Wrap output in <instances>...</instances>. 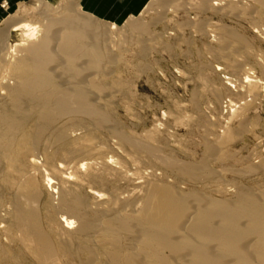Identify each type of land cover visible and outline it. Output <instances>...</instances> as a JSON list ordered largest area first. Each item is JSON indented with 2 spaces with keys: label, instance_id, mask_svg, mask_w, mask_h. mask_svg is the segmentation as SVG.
Masks as SVG:
<instances>
[{
  "label": "bare ground",
  "instance_id": "6f19581e",
  "mask_svg": "<svg viewBox=\"0 0 264 264\" xmlns=\"http://www.w3.org/2000/svg\"><path fill=\"white\" fill-rule=\"evenodd\" d=\"M38 1L40 11L36 13L42 19V30L17 18L6 21L0 31V239L16 246L15 250L10 248L12 252L0 246V264H22L24 257L35 264H264V186L256 185L260 189L255 191L257 188L239 186L237 180L225 186L223 172L211 173L204 165L195 169L176 167L173 159L164 161L159 156L164 166L160 165L167 170L174 167L181 178L168 182L164 174L167 170L159 175L156 168L146 185L133 179L130 184L137 186L123 194L111 181L121 176L111 167L115 163L107 162L105 168L97 169L104 152L101 143L95 144L97 132H104L113 122L108 109L111 104L104 100L103 79L109 75L107 65L117 64L111 44L116 25L104 27L83 11L81 0H66L65 4L60 0L63 5L59 13V0ZM177 1L154 0L145 10L158 6L166 11ZM203 1L212 11L228 17L246 18L252 11L238 0ZM255 1L264 13V0ZM260 10L258 13H262ZM258 22L253 21L255 29L261 28ZM142 23L130 20L128 25L138 41L149 31ZM221 31L223 52L229 47V38L240 43L243 51L248 49V42L237 32L228 28ZM14 33H20L24 42L13 48L17 54L10 57L8 39ZM261 65L263 69L264 62ZM244 73L246 92L257 96L264 93V84L250 79L246 70ZM212 89L218 100L221 91ZM241 108L235 113L244 120L246 107ZM244 125L237 135L236 130L235 134L230 130L224 142L242 135L248 129ZM114 130L109 133L114 134ZM79 132L81 136H77ZM139 144L131 147L139 151L143 147ZM215 147L206 146L210 154L216 153ZM50 149H55V154H49ZM41 150L48 163L60 156L64 164L59 165L63 178L55 183L48 176L45 184L58 196V202H48L43 208L39 207L42 194L35 175L25 169L28 158L33 166L39 165ZM145 150L153 156L150 159L158 158V150ZM262 171L264 159L244 170H234L239 178L258 176ZM161 175L168 183L165 177L161 180ZM182 180L192 187L184 191ZM209 183L220 185L218 190L215 187L219 199L197 190L209 187ZM8 192H13L10 199Z\"/></svg>",
  "mask_w": 264,
  "mask_h": 264
},
{
  "label": "rangeland",
  "instance_id": "374dc122",
  "mask_svg": "<svg viewBox=\"0 0 264 264\" xmlns=\"http://www.w3.org/2000/svg\"><path fill=\"white\" fill-rule=\"evenodd\" d=\"M153 1L147 0L146 5L139 13L123 19L119 23H108L99 20L108 29H111L112 25H116L115 31L113 30V40L115 42L112 40L115 44L113 42L111 44H113L112 49H114L117 64L109 65L110 68L107 65L108 68L106 67V69H108L111 76L108 75L103 79L106 88L104 100L108 105H112L108 106L113 119L110 127L113 126L114 128L108 126L104 132H97L98 138L96 137V140L98 141L95 140V144L100 145L102 151H104L103 156L98 157L101 160H98L100 165H97V169L105 168L103 164L105 165L107 162L115 163V166H111L112 163L110 166L120 171V177L123 176L124 178L116 177L115 179L118 181L115 182V179L111 177V181L115 186L117 184L120 193L123 194L131 192L138 182L146 185L157 170H159V173L158 171L156 173L159 175L162 171L165 172L167 169H164L162 159L164 161L174 160L176 167L185 165L195 169L204 165L206 170L211 173L219 174V172H223L222 181L225 186H230L237 180L238 185L241 183L239 186L251 188L252 190L257 188L255 191L259 190L264 186V183H262L264 182V171H262V174L259 172L258 176L248 177L245 175V177L240 176L241 178H239L234 170H244L264 159V93L257 96L246 92V90L248 91V85L245 83L247 75L246 72L244 73L246 70L250 74V79L264 84V68L262 69L263 66L261 65V62H264V18L260 17H264L262 8L254 0H238L247 5L249 10L252 11H249L250 15L246 18L244 16L235 18L212 11L208 8L209 4L207 6L203 0H178L175 5L168 7L166 11L165 9L162 11L161 8L155 6L147 12L145 9ZM62 2L65 4L66 0H62ZM62 2L59 0L58 7H56L57 13L62 10ZM38 3V0H0V31L4 29L6 21L10 19L18 20L17 18L40 28L38 30H42V19L37 14L40 11V3ZM259 10L262 13H258ZM79 11L82 16L87 17L85 13ZM159 16L161 19H159ZM251 17H254L253 21L256 20V22L263 20V23L258 22V26L261 28L255 29L253 21L250 20ZM258 18L260 20H257ZM130 20L143 22L142 24L149 27L148 33L141 41H138L137 35L135 36L128 27ZM227 28L232 29L235 34L237 32L240 38L242 37L244 41L248 42V52V49L245 48L243 51L242 45L232 38L227 39V43H229L227 46L229 45V47L223 52L224 49H221L222 45L220 44L222 43L220 40L224 36L222 37L221 30ZM22 40L20 33H14L10 36L8 39V45L11 47L10 57H12V54L13 56L17 54L14 51L15 46L20 45V43L23 44L24 41ZM10 57L9 59H12ZM237 63L238 65H236ZM212 88L218 92L221 91L218 100L214 99ZM253 99L256 101H253ZM241 107H246V120L238 118L237 115L239 114L235 113ZM233 113L236 115L233 118L234 121L231 120ZM245 122L249 124L247 125ZM240 125H244L243 127L246 126L248 129L236 139L233 138L229 142H224V138L230 130L234 134L236 130V135L240 132L239 130L242 129ZM69 128L71 127L69 126ZM109 130H114V134L109 133ZM116 131L120 134H117ZM77 134V136L82 135L81 132ZM115 135L124 136V138L122 137L124 140L121 138V141L120 137ZM126 138L129 141L128 143L125 140ZM130 142L140 143L139 145H143V147H141V150L135 151L131 147L133 143ZM98 143L101 144L98 145ZM220 143L221 145H219ZM222 143L225 144L222 145ZM210 145L216 146L215 155L210 154L206 148ZM147 147L158 150V153L156 152L157 159H150L153 156L146 152ZM49 154H55V149H50ZM44 155L45 153L42 150L39 151V165L36 164L38 166L31 164V158L25 161L26 172L35 175L37 184L40 187V194L42 195L39 207L41 208L48 202V204L58 202V196L45 185L46 178L50 176L55 183H58L64 176L62 174L64 171L59 167L63 164L62 158L56 156L53 159L54 163H48ZM158 159L161 161H158ZM116 160L117 162H115ZM157 161L159 165L163 166L158 167ZM171 167L168 166L169 170L165 173L162 172L165 175L167 174L166 177L170 179L168 181L165 176L161 175V180L164 177L166 178V181L163 180L165 183L173 182L171 179L175 182L178 180L176 178L180 177L179 174L176 175L174 167ZM156 168L157 170H155ZM223 170H228V174ZM231 170L233 173H231ZM232 174L236 177H233ZM135 179L142 182H135ZM250 179L251 181H249ZM132 181L136 183L135 186L132 185ZM128 182L129 184L132 183L131 186L127 184ZM182 182H184L183 185H181ZM181 184L184 191L192 187L185 180H182ZM259 184L261 185L260 188L256 187ZM141 185L138 184V186ZM209 185L205 189L198 188L197 190H204L203 193H209L207 195L219 199L220 195L218 196L216 190L220 185L214 183H209ZM132 186L134 187L132 188ZM85 191L89 192V187H86ZM212 191H214V194ZM10 192L7 195L8 199L13 195V192ZM228 197L230 198V196ZM55 230H58L56 226ZM3 240L0 239V246L4 247L5 245V248H8L10 252L16 249V246L9 244L7 240H5L6 242ZM22 262V264L33 263L30 259L25 260V257Z\"/></svg>",
  "mask_w": 264,
  "mask_h": 264
},
{
  "label": "crops",
  "instance_id": "0c3cea01",
  "mask_svg": "<svg viewBox=\"0 0 264 264\" xmlns=\"http://www.w3.org/2000/svg\"><path fill=\"white\" fill-rule=\"evenodd\" d=\"M147 0H81L85 13L108 23H119L139 13Z\"/></svg>",
  "mask_w": 264,
  "mask_h": 264
}]
</instances>
